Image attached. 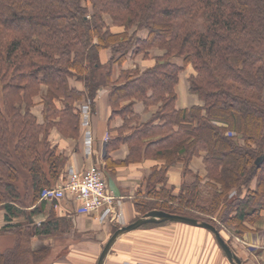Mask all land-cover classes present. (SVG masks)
<instances>
[{"label": "trees", "instance_id": "obj_1", "mask_svg": "<svg viewBox=\"0 0 264 264\" xmlns=\"http://www.w3.org/2000/svg\"><path fill=\"white\" fill-rule=\"evenodd\" d=\"M103 51L110 53L106 64ZM154 51L159 53L153 68L123 69L128 60ZM115 66L121 70L113 82ZM188 66L189 92L201 104L178 109L176 88ZM104 89L112 117L123 119L107 148L126 144L125 165L141 160L142 150L165 162L135 201L141 217L163 211L219 232L220 224L236 226L238 235L246 222L260 219L264 0H0V210L6 213L4 231H28L14 249L0 251V264H25L30 256L37 263L46 249L32 251V239L72 225L54 210L40 225L32 221L46 204L43 191L65 180L68 157L50 136L57 129L79 139L80 107L88 103L94 112ZM37 99L44 105L41 120L33 111ZM138 102L146 110L158 106L149 121H140ZM122 103L127 104L119 109ZM201 152L208 181L197 176L175 195L167 184L168 168L182 162L189 174L190 161ZM18 218L25 225L13 223Z\"/></svg>", "mask_w": 264, "mask_h": 264}, {"label": "crops", "instance_id": "obj_2", "mask_svg": "<svg viewBox=\"0 0 264 264\" xmlns=\"http://www.w3.org/2000/svg\"><path fill=\"white\" fill-rule=\"evenodd\" d=\"M109 58V51L101 53L102 64H106ZM145 60L142 56L136 57L134 61L128 60L124 64L123 69H133L136 66L139 70H142L150 67L152 63ZM176 62L180 65L183 61L179 59ZM120 70L121 67L115 66L112 77L113 82L118 80ZM191 72L192 69H186L181 75L179 85L176 88L178 109H187L201 104L199 98L189 92L187 79ZM75 85L78 89H83L81 84ZM134 110L140 116L141 122L149 121L152 118V114L156 112L155 108L146 110L143 103L140 102L135 104ZM122 124V119L116 116L112 117V110L108 103V91L104 89L99 93L97 112L91 122L90 129L93 133V147L90 156L86 154L84 138L81 137L79 141L75 142L61 137L56 130H53L50 140L68 157V164L64 170L65 177L71 168L86 172L98 160L104 161L107 156L113 161L125 160L128 155L126 145H121L119 150L111 152L109 155L106 153L108 144L105 140L106 135L108 133L114 135ZM151 166L139 165L138 167H130L119 171L117 174L106 175L107 178L100 167L108 188L115 197L113 214H107L105 217L103 212L80 214L78 213V203L75 202L73 197L67 196L66 199L61 201L58 209H55L51 202L45 201L44 208L39 214L34 215L32 221L36 225L45 222L50 215V207L56 212L57 217L72 220L73 230L70 238L74 237L75 241L72 245V255L66 258V264H97L104 244L108 242L113 234V228L117 226L114 225L116 224L114 221L116 222L118 219L114 220L113 215L118 217V213L121 212L123 215L122 224L132 223L135 212L130 198L134 196L135 189L140 187L144 177L148 175L147 173ZM192 169L195 171L196 168L192 166ZM181 179L182 176L178 171H171L169 180L172 186L178 187L177 181H181ZM62 182L63 178L60 180V183ZM255 186L254 184L253 187ZM5 215V211H0V230L7 225ZM14 223L17 222L15 221ZM244 226L246 231L242 236L239 235L236 238H232L225 231L220 232V234L243 264H264V211L258 221L253 224L245 223ZM140 233L150 234L153 239V246H156L159 251L154 252V256H151L153 259L150 261L145 260L148 254L145 249H140L137 256L138 260L143 259L152 264H231L218 246L215 236L205 229L179 223H169V225L159 228H148ZM121 238L114 244L113 250L121 242ZM32 243L37 245L40 244V241L35 238ZM37 248L40 249V245ZM129 252H126V249L122 250V252L120 249H116L106 258L104 264H121L123 259H128V262H132L131 260L135 258V255Z\"/></svg>", "mask_w": 264, "mask_h": 264}, {"label": "rangeland", "instance_id": "obj_3", "mask_svg": "<svg viewBox=\"0 0 264 264\" xmlns=\"http://www.w3.org/2000/svg\"><path fill=\"white\" fill-rule=\"evenodd\" d=\"M114 30L115 32H121L122 29L121 28H118V27H114ZM153 51V50H152ZM159 52L158 51H154V53L152 54V56H149L148 58H146L145 61H150L149 63H152V65L150 67H147V68H143L141 70V72L145 71V70H148L150 68H153V66L155 65L156 63V60L155 58L157 57V54ZM182 65V64H180ZM187 69H192L191 66H188ZM42 94L43 96L45 95L46 91H47V88L44 87L42 90ZM42 96V97H43ZM99 96V95H98ZM125 104L127 103H122L118 108L120 109L121 107H123ZM82 107V106H81ZM44 108V105L40 102V99H37L36 100V104L34 106V113L38 116V118L41 120L42 119V110ZM151 108H155L156 111L158 110V106H152ZM91 109V108H90ZM150 109V108H149ZM97 112V104H96V109L94 112H92V110H90V113H89V116H90V127H91V122H92V118L93 116L96 114ZM155 113L152 114V116L154 115ZM116 117H119L120 119H122V117L120 116H116ZM123 121V119H122ZM141 121V120H140ZM83 129V128H82ZM91 130V129H90ZM56 131L61 135V137L65 138V139H68V140H72V141H79L80 138H85V134H86V130H82V133H81V137L79 139H77L78 137L76 138H73V137H64L57 129ZM92 133V131H91ZM93 135V133H92ZM118 134L117 132L113 135L111 133H108L106 135V138L105 140L108 142L110 141V138L112 137H116ZM84 145H85V140H84ZM121 145H126V144H121ZM121 145H119L118 147H115L113 148L112 146L110 148H107L106 149V153L109 155L111 152H114V151H117L120 149ZM127 146V145H126ZM93 147V146H92ZM85 148H86V145H85ZM127 149H128V155H129V147L127 146ZM87 153V152H86ZM128 155L126 157V159L128 158ZM141 160H139L138 162H127V164H121L123 161L125 160H116V161H113V160H98L96 163L99 164V166L102 168L105 176L107 175H111V174H117L119 171L121 170H126L130 167H138L139 165H152L149 170H148V175L144 177V180L141 182V185L138 189H135L134 191V196L132 198H130V201L134 207V212H135V216L133 217L132 219V223L135 222L136 220H138L139 218H141V214L139 212L136 211L135 209V201H141L142 200V195L144 193V189L147 187V179L148 177L152 174V172L154 171L155 168H163L165 166V162L161 161V160H158L156 159L155 157L153 158L151 154H144V151L142 150L141 152ZM151 155V156H150ZM90 156V155H88ZM204 156H205V152H201L198 156H195L192 158V160L190 161L189 163V169H190V173L189 174H186L185 173V165L182 163V162H178L176 164H174L173 166H171L170 168H168V172H167V184L168 186L170 187H173L174 189V193L175 195H177L179 193V191L181 190L183 184H192V182L194 181V179L198 176L200 178H202L204 180V182H207L208 181V173H207V170H206V166H205V163H204ZM110 159V158H109ZM94 164V165H98V164ZM112 163H116L115 164H112ZM192 166L195 167V171L192 169ZM92 167V166H91ZM74 170H76V168H74ZM174 172V171H178L180 173V175L182 176V179L181 181H177V186H172L170 184V173ZM68 175V174H67ZM66 175V176H67ZM104 176V177H105ZM106 176V178H107ZM24 182H19V186L21 187V189H23L24 191V185H23ZM60 184V183H59ZM56 185L55 187L59 186ZM236 194V191H232L231 194L229 195L230 197H233L234 195ZM37 205H39V203H37ZM20 208V205L18 206ZM24 209H26L27 211H31L34 209V207H25ZM0 211H4V210H0ZM50 217L52 215V209L50 207ZM119 216L116 218L118 219L116 222L114 221V225H117L113 228V232L117 231V229L123 227V226H126V224H122L123 222V215L122 213H118ZM70 220V219H68ZM214 220L218 222V220L216 219V217H214ZM18 224H24L25 225V220L24 219H16L15 220ZM13 220V223L15 222ZM72 222V220H70ZM6 222V220H5ZM7 223V222H6ZM108 223H109V220H108ZM248 223V222H246ZM41 224V223H40ZM38 224V225H40ZM131 223H128L127 225H129ZM251 224V223H249ZM169 225V223L167 224ZM220 226L222 227V230L225 231L230 237L232 236L233 237H238L239 235L236 234L235 232V228H237L236 226H231V227H226L225 225L223 224H220ZM159 228V227H158ZM148 228H140L134 232H131L129 234H126L123 236V238H121V242H119L116 247L114 248V250L112 249L111 252L109 253L108 256H110L114 251H116V249H120V251L122 252V250L126 249V252H129V253H132L133 255H135V258H133V260H131L132 262H128V259H123L121 262V264H129V263H136V264H152L148 261H144L143 259H137V256L139 255L138 254V251L143 250V248L145 249L147 256L145 258V260H150L153 259V257L151 256H154V252H158L159 250H157V247L156 246H153V239L151 238L152 236H150V234L146 235V234H143V233H140L141 231L143 230H147ZM73 230V222H72V225L70 227H66V225L62 226L59 230L55 231L54 234L51 236V237H48V238H37L38 241H40V244H37V245H33V239L31 241V250L32 251H38L40 249H46V253L39 256V261L37 263L34 262V259L37 257L35 256L33 258V256H30V254L28 255V258L30 256V259L28 260V262L26 261L25 264H57V263H60V264H66L67 261H66V258L69 257V255H72L71 252H72V245L75 241V239L73 238H70L71 235V231ZM28 231H23L22 229H17V230H14V231H4L3 228L0 230V251L1 252H4L6 250H12L16 247V242L21 238V239H25L26 235H27ZM149 233V232H148ZM70 234V235H69ZM168 236V235H167ZM242 236V235H241ZM35 239V238H34ZM52 240V241H51ZM38 245H40V249H38ZM106 244H104L105 246ZM37 246V247H36ZM54 247V248H52ZM154 247V248H153ZM152 248V249H151ZM103 250V249H102ZM154 250V251H153ZM36 260V259H35ZM169 264V263H168Z\"/></svg>", "mask_w": 264, "mask_h": 264}, {"label": "built area", "instance_id": "obj_4", "mask_svg": "<svg viewBox=\"0 0 264 264\" xmlns=\"http://www.w3.org/2000/svg\"><path fill=\"white\" fill-rule=\"evenodd\" d=\"M90 104L80 107L81 126L86 130V154H92L93 135L90 130ZM67 196L73 197L78 203V213L92 214L103 212V215L113 214L115 197L110 192L104 174L99 165H93L86 172L71 168L68 175L57 187L47 188L43 191L41 200L51 202L58 209L61 201ZM117 215H113L116 220ZM132 264V263H129ZM136 264V263H133Z\"/></svg>", "mask_w": 264, "mask_h": 264}, {"label": "water", "instance_id": "obj_5", "mask_svg": "<svg viewBox=\"0 0 264 264\" xmlns=\"http://www.w3.org/2000/svg\"><path fill=\"white\" fill-rule=\"evenodd\" d=\"M262 162H263V158H260L257 160L256 164L261 165ZM163 223H179L183 225H189L192 227L205 229L211 232L215 236V239L219 247L225 253L228 261L231 264H243L240 258L232 251L230 246L226 243V241L221 236L220 232L213 225L204 223V222H199L196 219H191V218H187V217H183L179 215L169 214L163 211H151L145 214L144 216H142L141 218H139L138 220H136L135 222L117 229V231H115L112 234V236L110 237V239L104 246L97 264L105 263V260L108 257L109 253L111 252L114 244L117 242L118 239H120L124 235L134 232L149 224L158 225V224H163Z\"/></svg>", "mask_w": 264, "mask_h": 264}]
</instances>
